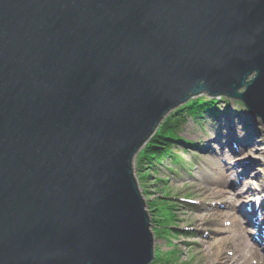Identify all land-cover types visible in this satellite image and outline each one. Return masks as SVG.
<instances>
[{
    "label": "water",
    "instance_id": "95a60500",
    "mask_svg": "<svg viewBox=\"0 0 264 264\" xmlns=\"http://www.w3.org/2000/svg\"><path fill=\"white\" fill-rule=\"evenodd\" d=\"M203 94L264 124V0H0V264H152L135 159Z\"/></svg>",
    "mask_w": 264,
    "mask_h": 264
},
{
    "label": "rangeland",
    "instance_id": "374dc122",
    "mask_svg": "<svg viewBox=\"0 0 264 264\" xmlns=\"http://www.w3.org/2000/svg\"><path fill=\"white\" fill-rule=\"evenodd\" d=\"M204 95L207 96L206 94L201 96ZM196 98L198 97L193 99ZM208 99L211 98L208 97ZM218 109L220 116L218 121L207 116L200 122L190 117L187 118L179 137L196 146L179 141L174 143L175 148L172 150L181 157L184 166L175 165L166 160L163 164L155 165L152 168L146 164L140 167L139 154L135 159L134 172L142 194L146 198L156 200L165 197L175 217L173 223H175L176 231L171 230V236L162 237L155 234L153 223L155 215L150 212L155 234V254L167 253L171 259L175 252L179 264H217L218 261L221 262L228 257L227 249L231 247L229 244L217 256L216 260L211 256L212 251L217 250V238L226 236L219 212L226 211L232 200L231 195L222 198L212 192L214 186L210 182L217 176V165L221 163L223 167H237L234 168L236 173L233 176L236 178L235 175L244 169L240 166L253 161L255 164L252 166V170H249L246 182L240 181L235 185L236 196L234 195L232 198H237V195L249 189L258 192L255 193V196H262L264 193V124L262 119L256 116L250 119L246 114L245 105L235 99L227 100L225 97ZM224 117L227 120H232L233 126L228 133L231 145L235 143L236 136L245 135L243 132L246 133V136L247 134L251 135L248 132L253 129L255 132L251 140L255 145L254 148L249 146L243 148L240 144V146L232 147L231 151L225 148L221 152V147L225 145L214 141H221L216 136L219 132H225L221 131L225 125ZM224 134L226 135V133ZM206 148H210L211 152L207 153ZM212 152L219 153V156L213 155ZM186 198L190 199L189 202L185 201ZM147 209L150 211L149 204H147ZM162 213L163 216L164 214L168 216L170 210L164 208ZM179 231L187 233V236L180 234Z\"/></svg>",
    "mask_w": 264,
    "mask_h": 264
},
{
    "label": "bare ground",
    "instance_id": "6f19581e",
    "mask_svg": "<svg viewBox=\"0 0 264 264\" xmlns=\"http://www.w3.org/2000/svg\"><path fill=\"white\" fill-rule=\"evenodd\" d=\"M224 121L225 125L221 131H225L226 135L219 132L216 138L218 140L221 139V141H214L218 144L221 142L226 146L221 147V152L225 148L231 151L234 147L240 146V144L243 148L248 146L254 148L255 145L252 144L251 140L255 132L253 129L248 132L251 135L247 134L246 136V133L243 132L245 134L243 136L231 137L235 138V143L231 145L228 133L233 126L231 124L232 120L225 118ZM205 151L207 153L211 152L210 148H206ZM212 154L219 156V153L212 152ZM254 164L253 161H249L247 165L240 166L244 169L242 172L237 173L235 175L236 178H234L233 176L236 173L235 169L237 167H223L220 163L217 165V176L210 182L214 186L212 189L214 195L222 198L231 195L232 199L228 204L227 210L219 212L226 236L217 238V250L212 251V258L216 260L217 256L225 250L227 244L231 247L227 249L228 257L224 258L221 262L218 261L217 264H264V194L262 196H255V193L258 192L249 189L237 195V198H232V196H236L235 185L240 181L242 183L246 182V177L249 175L248 172L252 170ZM238 165L240 164L238 163Z\"/></svg>",
    "mask_w": 264,
    "mask_h": 264
},
{
    "label": "trees",
    "instance_id": "16d2710c",
    "mask_svg": "<svg viewBox=\"0 0 264 264\" xmlns=\"http://www.w3.org/2000/svg\"><path fill=\"white\" fill-rule=\"evenodd\" d=\"M222 100L208 99L207 96H201L196 99H192L183 106L177 108L167 119L162 123L157 133L152 139L145 145V147L139 153V164L143 167V164L149 168L163 164L164 161L169 160L172 164L184 166L182 159L179 155L175 154L172 150L174 143L182 142L179 137L182 127L186 124L187 118L190 117L197 122L205 119V116L217 118L219 114L218 107ZM185 144L196 146L191 142H184ZM166 196V195H165ZM148 199L150 205V212L155 215L153 218L154 231L156 235L167 237L171 236L170 231L175 230L174 220L175 217L171 212L170 204L166 202V198ZM169 199V198H168ZM169 209L170 215L163 216L162 210ZM176 231V230H175ZM178 232V231H177ZM180 234L187 236V233L179 231ZM170 259L167 253L157 254L155 261L152 264H179L178 257L175 252ZM175 259V261H174Z\"/></svg>",
    "mask_w": 264,
    "mask_h": 264
}]
</instances>
